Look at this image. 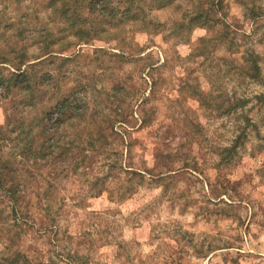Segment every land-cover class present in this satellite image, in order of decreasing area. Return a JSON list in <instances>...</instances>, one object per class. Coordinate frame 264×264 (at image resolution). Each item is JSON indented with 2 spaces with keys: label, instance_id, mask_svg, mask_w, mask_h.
I'll return each mask as SVG.
<instances>
[{
  "label": "rangeland",
  "instance_id": "1",
  "mask_svg": "<svg viewBox=\"0 0 264 264\" xmlns=\"http://www.w3.org/2000/svg\"><path fill=\"white\" fill-rule=\"evenodd\" d=\"M206 1L0 0V229L29 264H264V0L189 22Z\"/></svg>",
  "mask_w": 264,
  "mask_h": 264
},
{
  "label": "trees",
  "instance_id": "2",
  "mask_svg": "<svg viewBox=\"0 0 264 264\" xmlns=\"http://www.w3.org/2000/svg\"><path fill=\"white\" fill-rule=\"evenodd\" d=\"M222 3H223L222 0H207L206 6L202 5L201 3L200 4L198 3V5L195 8L196 10L194 12V15L193 17L189 19V22H195L196 20L204 16L206 17L207 14L211 12L212 10H214L215 8L217 10H220ZM246 11L249 14V16H256L254 5L250 7H246ZM252 56H253L252 54H248V56L245 57V61L254 63V66L252 67V69H257L255 62L251 59ZM259 98H260L259 100H260V105H261L264 103V94H262L261 97ZM60 104L62 105V102L57 104L53 108V110L59 109ZM53 112L54 111L51 110L47 113V115L52 114ZM57 113L62 114L63 110L58 111ZM262 120L264 121L263 117H262ZM244 121L246 122V124L241 127L239 126V128H237V133L235 134L231 144L222 148L221 151H222L224 159H228V158H231L232 156L237 155L238 148H241L244 145L246 139L249 137V133L247 130L248 126H252L254 132H257V130L259 129L260 124H258L257 121L254 122V120L252 121L251 119H249V117H245ZM257 136H259V139L261 141H264V136L260 137V133H258ZM6 191L8 192V196L13 197L14 192L11 193L9 189H7ZM0 234H1L0 238H5V240L9 241V243H7L8 252L6 253L5 256L0 257V259L5 260L6 264H29L27 262V258L23 256L20 250L17 249L13 251L12 249H10V246H12L14 242V235L9 234V228L8 229L6 228V230L0 229Z\"/></svg>",
  "mask_w": 264,
  "mask_h": 264
}]
</instances>
